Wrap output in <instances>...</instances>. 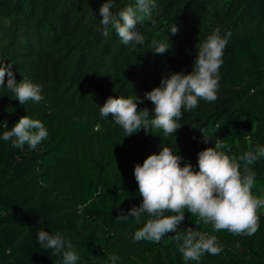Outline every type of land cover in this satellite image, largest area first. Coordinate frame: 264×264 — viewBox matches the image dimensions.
Segmentation results:
<instances>
[{
	"label": "trees",
	"instance_id": "trees-1",
	"mask_svg": "<svg viewBox=\"0 0 264 264\" xmlns=\"http://www.w3.org/2000/svg\"><path fill=\"white\" fill-rule=\"evenodd\" d=\"M105 2L0 0V62L12 64L17 82L26 77L42 85L44 97L21 105L7 89L6 76L0 86V137L26 115L42 121L49 133L35 150L0 139V264H62V253L37 242L41 230L71 240L77 264H111L113 253L119 257L116 264H186L176 233L158 243L134 239L147 214L139 224L132 218L116 220L121 210L127 214L142 203L136 164L169 147L184 158L182 166L190 162L198 171V153L215 142H223L221 150L237 158L264 146V0H152L150 18L136 25L144 37L140 45L123 44L111 25L109 35H103L100 8ZM112 2L117 18L135 5V0ZM217 27L222 37L231 32L219 69L218 99H201L198 107L183 109L176 133L141 129L126 136L117 124L94 131L74 115L72 103L94 88L100 90L97 99L111 92L136 100L174 72L191 73L199 49ZM160 44L168 51L155 53ZM44 47L68 108L38 77ZM138 108L149 109V119L154 118L151 101L145 99ZM201 129L212 139L207 144ZM250 167L256 173L252 192L264 195V157ZM196 219L185 210L178 232L191 227L215 235L223 251L187 264H264V209L254 235L214 232L211 224H196Z\"/></svg>",
	"mask_w": 264,
	"mask_h": 264
},
{
	"label": "clouds",
	"instance_id": "clouds-1",
	"mask_svg": "<svg viewBox=\"0 0 264 264\" xmlns=\"http://www.w3.org/2000/svg\"><path fill=\"white\" fill-rule=\"evenodd\" d=\"M152 7V0H135V5L120 11L117 18L112 11V0H106L100 8L103 35H109L111 25L123 44H143L144 37L136 30V25L145 16L150 18ZM178 31L176 25L171 27L173 34ZM230 36L231 32H228L222 37L217 27L199 49L191 73L174 72L170 77L162 78L160 86L146 92L143 98L109 97L100 108L101 115L108 117L111 114L126 136L141 129L150 132L163 130L165 135L176 133L181 128L177 121L182 119L183 109L198 107L201 99L207 102L218 99L219 69ZM154 50L155 53L163 54L168 48L160 44ZM6 76L7 89L21 105L28 101L39 103L44 99L42 85L26 77L17 82L12 64L0 62V86L5 85ZM145 99L154 105V118L149 119V109L138 108V104ZM201 131L203 142L209 143L212 139L207 130ZM48 135V129L42 121L26 115L10 130L4 131L0 139L12 141L15 148L28 145L35 150ZM225 147L223 142H215V147L199 152L198 171L190 162L182 166L184 158L178 153L174 154L169 147H163L158 154L149 155L143 164L137 163L134 176L143 198L142 203L133 206L127 214L121 210L116 220L128 222L132 218L139 224L142 216L147 214L150 218L135 232L134 239L158 243L166 234L176 233L174 238L177 248L186 264L189 260L199 262L205 253L218 255L223 251V246L215 235L210 236L191 227L184 229L183 234L179 233L178 229L185 220V210L197 218L196 224H211L214 232L225 230L234 235H254L260 227L264 195L256 196L252 192L256 173L250 165L264 157V146L256 145L254 150L244 152L238 158L221 150ZM37 242L45 250H54L56 255L62 253V264H77L79 260L72 241L59 233L53 235L41 230L37 233ZM108 259L111 264H116L119 257L113 253Z\"/></svg>",
	"mask_w": 264,
	"mask_h": 264
},
{
	"label": "rangeland",
	"instance_id": "rangeland-1",
	"mask_svg": "<svg viewBox=\"0 0 264 264\" xmlns=\"http://www.w3.org/2000/svg\"><path fill=\"white\" fill-rule=\"evenodd\" d=\"M47 48L48 47L41 48L39 53L38 77L44 81V88L50 93H53L61 102V106L63 105L64 107L66 105V108H68L70 104L65 102L63 98V91L59 88L60 76L56 72L53 60L49 57L50 55L47 54L49 53L46 50ZM47 71L48 73H46ZM48 74L50 78L46 77ZM98 94H100L99 88H94L91 93L82 97L80 101L72 103L75 106L74 115L89 123L94 131L100 129L106 130L116 125L114 117H112L111 114L108 117H104L100 113V108L106 103L109 97H114V95L112 96L111 92H106V94L97 99Z\"/></svg>",
	"mask_w": 264,
	"mask_h": 264
}]
</instances>
